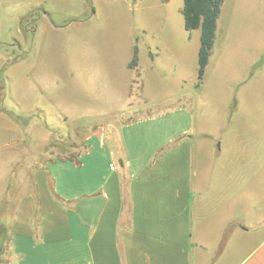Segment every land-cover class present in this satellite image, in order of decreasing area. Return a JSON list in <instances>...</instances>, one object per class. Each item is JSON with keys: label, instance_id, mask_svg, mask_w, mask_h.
Listing matches in <instances>:
<instances>
[{"label": "rangeland", "instance_id": "374dc122", "mask_svg": "<svg viewBox=\"0 0 264 264\" xmlns=\"http://www.w3.org/2000/svg\"><path fill=\"white\" fill-rule=\"evenodd\" d=\"M240 1L224 0L226 45L196 87L200 30L184 29L183 0H0V264H17L8 225L36 169L77 158L88 135L96 149L99 127L163 113L206 149L215 141L204 169L264 237V61H252L263 3L247 16Z\"/></svg>", "mask_w": 264, "mask_h": 264}, {"label": "crops", "instance_id": "0c3cea01", "mask_svg": "<svg viewBox=\"0 0 264 264\" xmlns=\"http://www.w3.org/2000/svg\"><path fill=\"white\" fill-rule=\"evenodd\" d=\"M245 3L247 16H257V0ZM224 25L225 13L217 21L214 60L226 45ZM256 46L252 61L263 63L264 31ZM165 115L99 127L92 134L99 136L96 149L88 135L77 158H54L36 169L8 225L15 263L264 264V237L255 241L254 222L239 215L237 199L233 205L218 193L217 173L204 169L206 156L215 162V141L206 149L192 127H176ZM248 212L245 203L242 214Z\"/></svg>", "mask_w": 264, "mask_h": 264}, {"label": "trees", "instance_id": "16d2710c", "mask_svg": "<svg viewBox=\"0 0 264 264\" xmlns=\"http://www.w3.org/2000/svg\"><path fill=\"white\" fill-rule=\"evenodd\" d=\"M223 0H183L181 14L186 31L200 30L199 49L197 52V83L202 84L205 69L214 45L217 21L220 15ZM38 9V8H36ZM138 64V47L133 48V56L129 68Z\"/></svg>", "mask_w": 264, "mask_h": 264}]
</instances>
